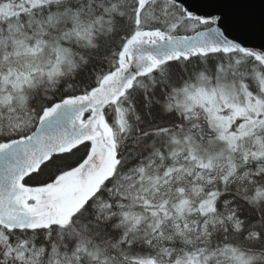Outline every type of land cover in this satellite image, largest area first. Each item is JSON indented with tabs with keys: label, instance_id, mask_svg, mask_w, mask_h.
<instances>
[{
	"label": "snow or ice",
	"instance_id": "6c2138e0",
	"mask_svg": "<svg viewBox=\"0 0 264 264\" xmlns=\"http://www.w3.org/2000/svg\"><path fill=\"white\" fill-rule=\"evenodd\" d=\"M0 264H264V0H0Z\"/></svg>",
	"mask_w": 264,
	"mask_h": 264
}]
</instances>
